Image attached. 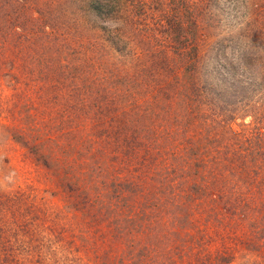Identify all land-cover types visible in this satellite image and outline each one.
<instances>
[{"label":"rangeland","instance_id":"374dc122","mask_svg":"<svg viewBox=\"0 0 264 264\" xmlns=\"http://www.w3.org/2000/svg\"><path fill=\"white\" fill-rule=\"evenodd\" d=\"M93 2L0 0V264H264V0Z\"/></svg>","mask_w":264,"mask_h":264},{"label":"trees","instance_id":"16d2710c","mask_svg":"<svg viewBox=\"0 0 264 264\" xmlns=\"http://www.w3.org/2000/svg\"><path fill=\"white\" fill-rule=\"evenodd\" d=\"M93 3H99V0H94ZM98 5H99V4H97V5H95V6H96V7H99Z\"/></svg>","mask_w":264,"mask_h":264}]
</instances>
